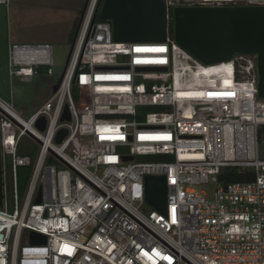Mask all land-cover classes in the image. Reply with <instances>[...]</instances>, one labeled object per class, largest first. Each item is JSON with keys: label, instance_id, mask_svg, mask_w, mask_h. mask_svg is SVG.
<instances>
[{"label": "built area", "instance_id": "built-area-1", "mask_svg": "<svg viewBox=\"0 0 264 264\" xmlns=\"http://www.w3.org/2000/svg\"><path fill=\"white\" fill-rule=\"evenodd\" d=\"M100 2L85 1L55 92L50 81L26 117L0 97L12 207L4 187L0 264H264L255 57L203 65L169 28L175 6L264 0H163L166 38L156 43L115 42L110 22L98 19ZM7 55L10 80L41 67L53 76L48 43L10 42ZM225 169L249 170L253 180L226 184ZM146 176L164 177L165 214L145 203ZM30 232L45 243L32 244Z\"/></svg>", "mask_w": 264, "mask_h": 264}, {"label": "water", "instance_id": "water-1", "mask_svg": "<svg viewBox=\"0 0 264 264\" xmlns=\"http://www.w3.org/2000/svg\"><path fill=\"white\" fill-rule=\"evenodd\" d=\"M98 19L110 22L115 42L156 43L166 38L163 0H102ZM170 31L176 45L203 65L227 62L235 55H253L256 97L264 101V6H175ZM62 119H69L67 112ZM43 124L40 119L41 130ZM65 134L62 130L57 140ZM3 176L0 147V209L5 198ZM166 193L163 176L144 178L145 203L161 214L166 212ZM35 202H40V194ZM29 237L32 244L45 243L36 233L30 232Z\"/></svg>", "mask_w": 264, "mask_h": 264}, {"label": "rangeland", "instance_id": "rangeland-1", "mask_svg": "<svg viewBox=\"0 0 264 264\" xmlns=\"http://www.w3.org/2000/svg\"><path fill=\"white\" fill-rule=\"evenodd\" d=\"M82 2L83 0H10L8 14L6 8L0 6V97L6 101H12L23 117L31 114L49 96L50 81L54 83L58 81L71 46L68 35L72 29L73 19L75 15L77 16L76 11H79L78 8ZM17 7L23 19L22 34L28 38H37L38 41L49 42L52 48L53 62L49 68L53 71V76L47 77V68L41 67L42 72L32 79H9L7 50L11 42V34L16 29L11 13L13 12L12 9L15 8L16 10ZM81 16L82 13L80 19ZM32 41L37 40L29 39L27 42ZM23 142L24 144L28 143L25 139ZM259 155L264 159V135L259 142ZM7 172L6 166L4 167L5 197L7 210L11 212V195ZM200 190L211 194L213 187L202 186ZM209 199H211L210 196Z\"/></svg>", "mask_w": 264, "mask_h": 264}, {"label": "trees", "instance_id": "trees-1", "mask_svg": "<svg viewBox=\"0 0 264 264\" xmlns=\"http://www.w3.org/2000/svg\"><path fill=\"white\" fill-rule=\"evenodd\" d=\"M84 2H85V0H83V2L81 3L80 7L78 8L79 11H76L77 16L75 15V17L73 19L72 29H71V32L68 35V41H71V43H72V40H73L75 32H76V28H77V25H78V22H79V19H80V15L82 13V8H83V5H84ZM101 2H102V0H101ZM9 3H10V1H9ZM23 43H27V42H23ZM38 43H48V42H38ZM41 72H42L41 68H38V75ZM46 73H47V69H46ZM263 135H264V126H261L260 129L258 130L259 142L261 141ZM29 173H30V170H27L26 174L29 175ZM220 180H223L224 183H226V184L227 183H235V182H237V183H247V182L253 180V173L251 171H249V170L244 171L243 173H236L233 169H225V170H223V172H221ZM25 185H26L25 180L19 182V191H20V193H22L23 190L25 189Z\"/></svg>", "mask_w": 264, "mask_h": 264}, {"label": "crops", "instance_id": "crops-1", "mask_svg": "<svg viewBox=\"0 0 264 264\" xmlns=\"http://www.w3.org/2000/svg\"><path fill=\"white\" fill-rule=\"evenodd\" d=\"M4 7L6 8V11H7V14H8V12L10 10L9 5L8 6H4ZM12 11L13 12L11 14H13L12 17L14 18L13 20L15 22L16 29L14 30L15 32L13 31V33L11 34V37H10L11 38V42L23 43V42H27L29 39H36L37 41H32V42H27V43L46 42L45 40L38 41L39 39H37V38H28V37H25V35L22 34V32H21V25L23 23V19H22L21 13L19 11V8L17 7L16 10L14 8V10L12 9ZM7 54H8V50H7Z\"/></svg>", "mask_w": 264, "mask_h": 264}, {"label": "snow or ice", "instance_id": "snow-or-ice-1", "mask_svg": "<svg viewBox=\"0 0 264 264\" xmlns=\"http://www.w3.org/2000/svg\"><path fill=\"white\" fill-rule=\"evenodd\" d=\"M137 51H141V49H137ZM154 51H163V49H154ZM209 95H217V94L210 93ZM224 95H229V94H224Z\"/></svg>", "mask_w": 264, "mask_h": 264}]
</instances>
